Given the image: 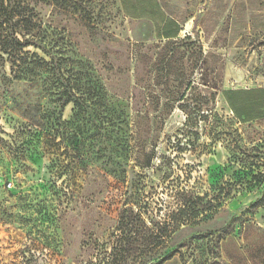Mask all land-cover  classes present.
<instances>
[{"label":"rangeland","instance_id":"rangeland-1","mask_svg":"<svg viewBox=\"0 0 264 264\" xmlns=\"http://www.w3.org/2000/svg\"><path fill=\"white\" fill-rule=\"evenodd\" d=\"M24 5L53 69L0 51V264H264V0Z\"/></svg>","mask_w":264,"mask_h":264},{"label":"trees","instance_id":"trees-1","mask_svg":"<svg viewBox=\"0 0 264 264\" xmlns=\"http://www.w3.org/2000/svg\"><path fill=\"white\" fill-rule=\"evenodd\" d=\"M15 0H0V6L1 9H4V12L2 14L3 18L0 20V27H5L11 23V21L14 19L13 17L16 16L18 19L17 21L22 24L23 29L25 30V35H30V31L32 28V12L30 8L24 5V1L27 0H18L16 11L13 10L14 8H10V10H7L9 7V4ZM41 2H46L47 0H37ZM53 1V0H52ZM6 3V6L4 4ZM15 11V12H14ZM13 35V34H12ZM33 46V42L28 39L20 40L17 38V36H10L9 34L2 36L0 34V51L8 56V59L10 60L11 64L14 65L17 68L18 73H20V76H24L26 73H30L36 70H43V71H50L53 68L49 65L47 61H45L42 58H39L36 54H30L29 52L24 51V49ZM20 54H23L22 56H19ZM234 93L229 91L226 92L225 95L227 96V102L229 103L232 112L234 113L235 117L237 119H241L242 115L239 112L238 106L233 104L230 100V96ZM65 105L72 103V99L70 97H67L64 101ZM197 111H201L200 109H196ZM245 152H247V149L244 148H238L236 152H234L236 155H241L244 158H248L245 163L247 164V168L245 171L241 172V175L237 178V182L243 181V177L250 176V180H245L246 184H251L252 182L258 183V184H264V170L261 171V168L264 169V163L261 160H255V157L246 156ZM230 189H232L233 186H235V182L230 184ZM257 204H264V188L261 198L257 201ZM132 218L126 217L123 218L120 221V227L128 235L135 234L136 229L134 226H131ZM132 241V238L130 239Z\"/></svg>","mask_w":264,"mask_h":264},{"label":"built area","instance_id":"built-area-1","mask_svg":"<svg viewBox=\"0 0 264 264\" xmlns=\"http://www.w3.org/2000/svg\"><path fill=\"white\" fill-rule=\"evenodd\" d=\"M9 186H11V184H9Z\"/></svg>","mask_w":264,"mask_h":264}]
</instances>
